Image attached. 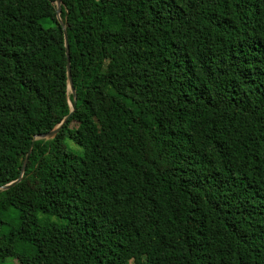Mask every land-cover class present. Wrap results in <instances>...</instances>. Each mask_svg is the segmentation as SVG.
I'll use <instances>...</instances> for the list:
<instances>
[{"label": "trees", "instance_id": "1", "mask_svg": "<svg viewBox=\"0 0 264 264\" xmlns=\"http://www.w3.org/2000/svg\"><path fill=\"white\" fill-rule=\"evenodd\" d=\"M87 2L0 0V264H264V0Z\"/></svg>", "mask_w": 264, "mask_h": 264}, {"label": "water", "instance_id": "2", "mask_svg": "<svg viewBox=\"0 0 264 264\" xmlns=\"http://www.w3.org/2000/svg\"><path fill=\"white\" fill-rule=\"evenodd\" d=\"M56 6H57V9H56L57 19L59 20L60 23H62V20L60 17L61 11H62V0H56ZM65 38H66L67 73H68L69 91L73 95L74 100H76L77 94H76V90L73 86L72 73H71L70 48H69L67 36H65ZM72 114H73V111L55 129H53L51 132H49L45 135L37 137L36 139H48V140L54 139L56 137V135L59 133V131L61 130V128L63 127V125L66 124L70 120V118L72 117ZM27 161H28V157L26 158V160L24 162V166L22 168L21 176L19 177V179L8 184V185L0 187V190H2V191L8 190L20 182V180L22 179V175L25 172Z\"/></svg>", "mask_w": 264, "mask_h": 264}, {"label": "rangeland", "instance_id": "3", "mask_svg": "<svg viewBox=\"0 0 264 264\" xmlns=\"http://www.w3.org/2000/svg\"><path fill=\"white\" fill-rule=\"evenodd\" d=\"M82 6H83V9L86 12H89V5H88L87 0H82ZM46 26H47V24H46ZM40 216H41V218H42L43 221L52 220V218H50V217H48V216H46L44 214H41ZM3 264H19V262L15 258L9 257V258L6 259L5 263H3Z\"/></svg>", "mask_w": 264, "mask_h": 264}, {"label": "bare ground", "instance_id": "4", "mask_svg": "<svg viewBox=\"0 0 264 264\" xmlns=\"http://www.w3.org/2000/svg\"><path fill=\"white\" fill-rule=\"evenodd\" d=\"M262 29V28H261Z\"/></svg>", "mask_w": 264, "mask_h": 264}]
</instances>
